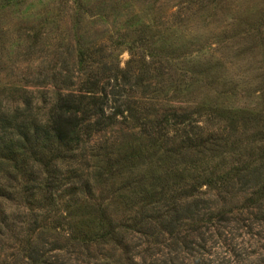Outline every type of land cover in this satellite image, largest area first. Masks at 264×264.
<instances>
[{"label": "rangeland", "instance_id": "obj_1", "mask_svg": "<svg viewBox=\"0 0 264 264\" xmlns=\"http://www.w3.org/2000/svg\"><path fill=\"white\" fill-rule=\"evenodd\" d=\"M95 82L121 115L77 158L38 138L52 205L0 160V264H264V0H0V117ZM192 188L201 220L136 234Z\"/></svg>", "mask_w": 264, "mask_h": 264}, {"label": "trees", "instance_id": "obj_2", "mask_svg": "<svg viewBox=\"0 0 264 264\" xmlns=\"http://www.w3.org/2000/svg\"><path fill=\"white\" fill-rule=\"evenodd\" d=\"M88 86L87 90L74 93L66 92L64 94H57L55 97L41 95L43 97L38 98L41 102V108L38 107L37 109L36 104H34L31 96H29L23 101L24 111L22 113L17 114V111H15L11 117H0V160L11 163L10 168L12 167V173L16 171V174H18L28 171L27 179L29 180V177H33L30 189H35V194H45L46 197L44 199L48 200L51 205L54 195L53 191H56L60 187L63 178H61V172L57 170V159H52L51 156L50 160L46 159V162H43V158L36 152L38 138L42 136L49 142L52 147L50 152L62 150L64 153L69 154L71 158H77L81 155L76 154V152L83 149L91 141L93 135L103 131L106 127L112 126L114 119L121 115L119 108L108 106L105 87H98L97 82L88 84ZM1 108H3L2 105H0ZM108 108H111V110L107 111ZM35 109L37 112L32 114V110ZM41 110H46L47 112L43 116H40ZM24 112H27V114H24ZM27 117H30L29 122H27ZM20 118L22 120L17 124L14 120ZM182 118L183 120H180V116H178V121L180 122L177 125L185 124L186 120L184 117ZM4 119L6 120L4 121ZM39 121L43 123L41 124ZM166 121L167 118H164L162 124H165ZM182 132L183 134L190 133L189 131H184V128H182ZM25 151L38 156L34 163L41 164L43 162L47 166L52 167L50 170H47L48 177L44 181L39 180L38 176H36L35 173H38V171L33 172L34 163L30 164L31 166L25 164L27 162V158H23L26 153ZM58 159L61 158L58 157ZM10 187V185L5 186L4 183H0V199L10 198L15 193L8 190ZM33 194L34 192L30 191L29 196H33ZM199 194L201 193H197L196 189L192 188L184 195L183 199L178 200L179 204L176 201L167 209L165 207L164 209L155 211L154 215L146 218L144 227L140 231L138 229L136 234L142 237H149L154 233L153 231L156 230L155 228L159 223L162 230L166 234L171 235L173 232H176L175 228L179 225L180 219L191 220L196 218L193 221L197 223L199 219L201 220L202 211L206 210L204 207H199L200 204L203 205L200 202L202 200ZM32 216L35 217V214ZM6 225L7 216L0 207V231H2V228L7 229ZM197 229L193 231L197 232L200 228ZM7 230L10 231V229ZM0 234L3 235L2 232ZM182 239L176 235L170 236V247H167L171 251L177 252L176 249L180 248H176V246L179 245ZM135 248H137V245H134ZM183 249L187 253L189 251L193 252V248L189 245H183ZM30 252L33 256L38 257L34 249H31Z\"/></svg>", "mask_w": 264, "mask_h": 264}]
</instances>
